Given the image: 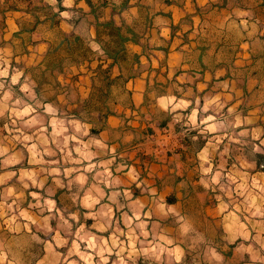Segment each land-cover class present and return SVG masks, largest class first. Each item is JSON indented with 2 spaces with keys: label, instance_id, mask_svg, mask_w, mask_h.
<instances>
[{
  "label": "crops",
  "instance_id": "1",
  "mask_svg": "<svg viewBox=\"0 0 264 264\" xmlns=\"http://www.w3.org/2000/svg\"><path fill=\"white\" fill-rule=\"evenodd\" d=\"M35 105L52 109L44 113L45 138L54 131L72 135L73 152V145L92 139L114 149L93 160L111 159L108 174L118 183L100 185L104 198L91 211L110 207L121 233L127 231L125 213L135 220L138 211L150 244L157 216L181 209L209 214L214 208L223 222L207 238L214 239L210 247L221 264H264V0H0V151L7 147L9 156H24L2 166L0 179L15 172L17 185L21 172L37 166L29 162L32 143H10L24 129L15 123V133L6 135L8 119L28 121L37 115ZM26 108L32 110L21 117ZM215 123L225 129L211 130ZM241 132L246 135L239 137ZM229 174L232 191L239 193L234 198L248 206L250 176L256 182L255 218L221 206L219 184ZM59 178L65 187L49 177L44 188L33 185L26 193L55 188L53 211L79 213L69 221L75 240L68 242L109 248L113 229L98 231L81 205L92 174L75 205L78 186H67L71 177ZM113 192L126 207L111 203ZM121 239L131 246L127 236Z\"/></svg>",
  "mask_w": 264,
  "mask_h": 264
},
{
  "label": "clouds",
  "instance_id": "2",
  "mask_svg": "<svg viewBox=\"0 0 264 264\" xmlns=\"http://www.w3.org/2000/svg\"><path fill=\"white\" fill-rule=\"evenodd\" d=\"M16 104L23 107L22 102L19 100L16 101ZM35 109L37 115L28 121L21 119L14 122L20 123L24 131H20L18 136H13L10 143L18 142L25 147L28 146V143H32L33 147L29 149L32 154L29 162L37 167L21 172L19 185L6 186L3 190V196L0 197V264H77V261L70 259L71 255L74 254L73 250L70 249L68 255L61 260L59 253L55 252L54 249L57 245L67 244V237L72 234L70 230L73 227V224L69 221L77 220L78 211L69 214L68 209L65 208L54 212L55 202L52 197L55 194V188L53 187L44 189L45 195L29 193L32 196L31 201L26 202L25 197V191L33 185L36 188H44L49 177H53L56 187H65L66 185L59 178L61 175L71 177L67 183L68 187L78 186L77 193L71 197L72 203L75 205L79 197V190H83L88 180V174H92L94 183L87 189L85 196L81 199V205L88 208L90 210L88 216L97 221L93 225L94 228L100 232L108 228L113 229L114 239L111 241L113 246L116 245L121 235L127 236L132 245L137 243L140 245L139 253H137L135 247L128 250L127 259L133 260V264L135 256L138 254L144 255L147 259L161 262V253L167 254L162 264H178V262L179 264H185L184 257L187 245L193 237L204 244L208 233L220 231L223 221L220 216L216 215L213 208L209 214L198 210L185 211L181 209L157 216V222L153 223L152 226V241L150 244L147 241L149 233L145 232V224L139 220L138 211L133 212L135 220L130 219L125 213L123 214V224L127 231L121 233L118 224L112 220L110 207L104 205L99 212L94 213L91 211L92 207L104 198L100 185L114 187L118 183V181L111 179L108 174V166L112 163L111 159L100 160L96 163H93V160L114 151V149H109L102 139H92L88 141L87 145L79 142L73 145L72 147L77 149L76 152H73L68 146V141L72 139V135L63 137L60 131H54L45 138L44 113L51 112L52 109L48 106L41 108L40 105H35ZM5 110H8L7 105H5ZM31 110L26 108L23 113H20L21 117ZM34 125H38V127L34 129ZM228 126L231 127V125ZM224 129V123H215L211 126V130L218 132ZM26 132L30 134H25ZM83 135L84 133L81 132V138ZM245 135L244 132L238 134L239 137ZM219 138L223 139V136ZM229 139L231 140L232 137H229ZM49 142L54 147H50ZM236 143H242V141L237 138ZM261 144L264 145V141H261ZM252 147L254 152L261 151V148L256 145H252ZM58 154L60 155L58 156ZM0 156L4 157L3 164L5 167L8 164H19L24 159L22 153L9 156L7 147L0 151ZM45 157L49 159H45ZM206 171H210V169H206ZM14 175H16L15 172L6 173L3 182L7 184V181ZM216 175L219 177L220 173L217 172ZM231 175L229 174L227 183L219 184L221 196H218L217 199L220 200L221 206L225 209L236 206L237 214L243 216L245 212H249L248 201H238L234 198L239 193L232 191ZM28 181H31V184ZM201 183H204V181L202 180ZM205 187H208V184H205ZM119 195V192H113L108 197L118 210L126 207L124 204H117L116 197ZM125 197L127 198V194H125ZM221 197L228 199L227 205L224 204ZM261 200L262 205H264V197ZM127 206L131 207L130 205ZM159 206L163 207L162 200ZM176 207L174 204L170 205V209ZM209 216H211V219H209ZM100 219H103L102 224L99 222ZM50 222H55L54 228L49 226ZM54 233L55 235H53ZM61 233L65 238H61ZM161 236L165 237L163 245L159 240ZM139 237H144V239L141 240ZM224 239H227V237H224ZM76 246L78 247V244ZM113 250L117 251L118 254L125 251L122 243L118 248L114 247ZM105 251H107V248H105ZM206 252L209 264H218L222 260L215 248L206 247ZM43 253L47 254L42 255ZM80 256L82 259H87L88 264H91L89 257H86L83 253H80ZM101 258L105 259L103 256Z\"/></svg>",
  "mask_w": 264,
  "mask_h": 264
},
{
  "label": "rangeland",
  "instance_id": "3",
  "mask_svg": "<svg viewBox=\"0 0 264 264\" xmlns=\"http://www.w3.org/2000/svg\"><path fill=\"white\" fill-rule=\"evenodd\" d=\"M38 77H40V73H37ZM15 117L14 118H9L8 119V124H9V130L7 134L13 135L15 132H13L12 130H16V124L15 122ZM14 120V121H13ZM1 158V157H0ZM11 165V164H10ZM2 166H4V164H0V173L4 172V170H2ZM5 167V166H4ZM11 167V166H10ZM7 168V167H5ZM11 169V168H10ZM3 179H0V197L3 196V190L4 188L7 187H11L12 185H17V182L15 181V179H9L7 181V184H5L3 182ZM254 185V186H253ZM256 182L253 180H251V176H250V194H249V215L250 218L253 217V215H256L257 212V206L254 205L255 204V198H256ZM255 190L254 192H252V190ZM25 197H26V202L27 201H31L32 198L29 197L28 193H26L25 191ZM26 207V204H25ZM255 218V217H253ZM54 226L51 225L50 223V227H55V222H53ZM236 228V225L234 224V229ZM70 232H72V229L70 230ZM62 236L61 238H65L63 233H61ZM55 235V233L53 234ZM83 237V236H81ZM72 238L73 240H75L74 235H70L67 237V244L66 245H57L56 248L54 249L55 252L59 253L60 259L63 260L65 256L68 255L69 250H73L74 254L71 255L70 259L71 260H75L77 261V264H88V260L87 259H82L80 256V253H83L86 257H89L91 259V264H105V259H106V264H133V260H129L127 259L128 256V250L132 247H135L137 253L140 252V245L137 243L135 245H132L130 247L126 246L123 242L125 241V239H121L123 241L118 240L116 242V245L113 246L111 243L109 245H105V248H107V251H105V249L103 250L102 247L100 246V248L95 247V244L97 243L95 242H91L88 240L89 243H87L86 241L84 243H81L80 245L78 244V247L76 246L77 243L76 241H74L75 243H71L68 242V239ZM84 238H79L78 241L83 240ZM229 241V240H228ZM231 241H233L235 244L233 245V247H235L237 245V241L235 238H232ZM120 242H122L123 244V248H127L125 249V251L122 254H118L117 251H114L113 248L114 247H119L120 246ZM100 245V243H97ZM106 244V243H105ZM128 245V244H127ZM161 245H163V243H161ZM215 245V241L214 239H206V242L204 244L200 243L199 241H197L195 239V237H193L187 245V251L184 257L185 260V264H209V260H208V256H207V252H206V247H210V246H214ZM126 246V247H125ZM47 253H43L42 255H46ZM166 253H161V262H157L154 259H147L144 255H136L135 259H134V264H162V262L165 260L166 258ZM104 257L105 259H102L101 257ZM232 255H230L229 257H231ZM179 264V262H178ZM218 264H221V262L219 261Z\"/></svg>",
  "mask_w": 264,
  "mask_h": 264
}]
</instances>
